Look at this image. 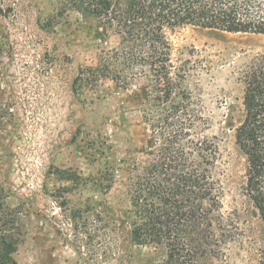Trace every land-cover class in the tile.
<instances>
[{
    "label": "rangeland",
    "instance_id": "rangeland-1",
    "mask_svg": "<svg viewBox=\"0 0 264 264\" xmlns=\"http://www.w3.org/2000/svg\"><path fill=\"white\" fill-rule=\"evenodd\" d=\"M0 5L6 12L0 33L10 46L0 64V185L10 204L24 212L27 234L18 264L160 259L154 246L132 243L124 215L129 180L151 152L142 117L145 91L141 84L121 88L110 79L98 89L79 91L73 84L80 68L95 66L118 39L106 32V43H100L102 28L84 22L64 1ZM170 40L173 59L191 58L196 66L190 89L200 100L205 134L218 145L222 211L239 217L240 232L227 246L228 264H259L263 229L245 196V158L229 125L241 115L239 74L264 56V36L187 26Z\"/></svg>",
    "mask_w": 264,
    "mask_h": 264
},
{
    "label": "trees",
    "instance_id": "trees-1",
    "mask_svg": "<svg viewBox=\"0 0 264 264\" xmlns=\"http://www.w3.org/2000/svg\"><path fill=\"white\" fill-rule=\"evenodd\" d=\"M60 1L84 22L102 28L100 43H106V32L118 39L101 52L95 66L80 68L74 87L98 89L110 79L121 88L141 84L145 91L142 117L150 130L151 152L129 180L124 215L132 243L161 253L151 264H228L227 246L240 232L239 217L236 211H222L218 145L205 134L202 106L190 89L196 66L191 58L173 59L170 35L191 26L264 36V0ZM5 13L0 5V23ZM9 49L8 38L0 33V64ZM239 80L241 115L229 126L245 158V196L262 225L259 264H264V56L246 66ZM113 184L112 177L109 187ZM9 199L0 185V264H18L27 234L23 208Z\"/></svg>",
    "mask_w": 264,
    "mask_h": 264
}]
</instances>
